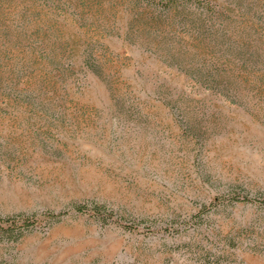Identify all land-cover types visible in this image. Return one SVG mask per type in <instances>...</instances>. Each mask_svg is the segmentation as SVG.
I'll return each instance as SVG.
<instances>
[{"label": "rangeland", "instance_id": "374dc122", "mask_svg": "<svg viewBox=\"0 0 264 264\" xmlns=\"http://www.w3.org/2000/svg\"><path fill=\"white\" fill-rule=\"evenodd\" d=\"M0 216V264H264V0H0Z\"/></svg>", "mask_w": 264, "mask_h": 264}, {"label": "trees", "instance_id": "16d2710c", "mask_svg": "<svg viewBox=\"0 0 264 264\" xmlns=\"http://www.w3.org/2000/svg\"><path fill=\"white\" fill-rule=\"evenodd\" d=\"M81 210V207H77ZM98 216H101L102 212L100 209H96ZM27 225H19L14 219H5L0 216V237L3 239H18L22 235V230L26 228Z\"/></svg>", "mask_w": 264, "mask_h": 264}]
</instances>
